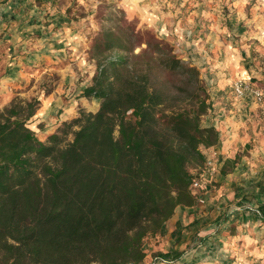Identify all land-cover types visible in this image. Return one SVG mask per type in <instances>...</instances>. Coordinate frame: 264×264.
<instances>
[{"label":"trees","instance_id":"obj_1","mask_svg":"<svg viewBox=\"0 0 264 264\" xmlns=\"http://www.w3.org/2000/svg\"><path fill=\"white\" fill-rule=\"evenodd\" d=\"M91 58L81 96L99 99L95 112L79 109L41 141L27 123L35 100L0 110V264H142L145 241L178 205L193 203L189 167L219 143L218 131L201 125L211 103L198 68L129 24L99 31ZM158 74L181 78L178 98ZM253 213L264 225V202Z\"/></svg>","mask_w":264,"mask_h":264},{"label":"crops","instance_id":"obj_2","mask_svg":"<svg viewBox=\"0 0 264 264\" xmlns=\"http://www.w3.org/2000/svg\"><path fill=\"white\" fill-rule=\"evenodd\" d=\"M26 3L30 2L0 0V110L14 98L35 100L27 123L44 141L62 122L77 116L79 109H98V99L79 94L91 83L95 66L86 51L73 44V31L55 28L57 16L51 14L48 28L37 5L31 4L28 17L23 13ZM123 3L131 18L152 28L182 59L199 69L211 103L201 125L213 126L219 137L218 145L202 147V151L205 156L214 151L220 168L228 148L239 141L237 133L248 107L246 99L233 94L232 83L241 78L264 79V0ZM25 20L31 23L25 25ZM29 32L36 34L34 44L22 39ZM200 216L192 205H178L155 236L142 264H213L217 239L215 235L203 236L199 224L204 221L197 222ZM167 251L181 254L174 260L150 263L156 254ZM149 253L153 257L148 261Z\"/></svg>","mask_w":264,"mask_h":264},{"label":"rangeland","instance_id":"obj_3","mask_svg":"<svg viewBox=\"0 0 264 264\" xmlns=\"http://www.w3.org/2000/svg\"><path fill=\"white\" fill-rule=\"evenodd\" d=\"M27 1L30 3L22 6L23 13L27 17L32 13L31 4L38 6V12L41 11L39 14L43 16L44 24L49 25L51 23V14L57 16L58 25L55 28L73 31V44L86 51L87 58L92 59L91 63L95 68V60L91 58V46L98 32L104 28L129 24L135 30L149 31L157 38L162 39L152 28L142 26L138 19L128 15V11L125 9L126 5L123 3L125 0ZM24 22L25 25L31 23L26 20L23 21V24ZM25 34L22 39L27 43L34 44L37 41L34 32ZM171 46L173 52L180 57L173 45ZM144 47V43L136 46L134 53H138ZM108 54L115 57L121 52L112 50ZM181 60L189 63L182 58ZM156 77L164 90L177 98L180 96L179 88L183 85L179 76L158 74ZM248 79L251 86L261 90L262 97L259 101H256L248 93L239 97L235 95L232 88L233 94L239 99H246L247 101L244 103L248 106L237 133L239 141L228 148L223 161L224 163L227 159L235 158V162L232 168L227 167L226 174L221 173V167L212 174L206 173L201 178L202 188L200 189L204 202L201 204L194 197L191 204L201 214L197 222L204 221L199 224L200 231L202 234L204 233L203 236L215 235L217 239L212 249V252L216 254L213 264H264V225L259 224L253 213L256 205L264 202V79L251 77L237 80ZM201 80L205 84L202 78ZM208 113L209 111L201 117V123ZM67 138L70 136L68 135ZM202 168L203 165H192L189 170L193 176H196ZM155 241L156 237L148 238L145 241L144 250L146 254ZM152 255L153 253H149L148 261ZM154 261L161 260L153 258L150 263Z\"/></svg>","mask_w":264,"mask_h":264},{"label":"built area","instance_id":"obj_4","mask_svg":"<svg viewBox=\"0 0 264 264\" xmlns=\"http://www.w3.org/2000/svg\"><path fill=\"white\" fill-rule=\"evenodd\" d=\"M233 91L236 96H243L246 93L250 94L256 101H259L262 97V92L256 87L251 86L248 80H237L233 83ZM212 153V154H211ZM215 152L211 151L208 155L205 156V160L203 162V168L196 176H193V179L190 184L191 194L196 198L199 203H203L204 199L200 194L201 178L205 176L206 173L212 174L217 170V165L214 161Z\"/></svg>","mask_w":264,"mask_h":264}]
</instances>
